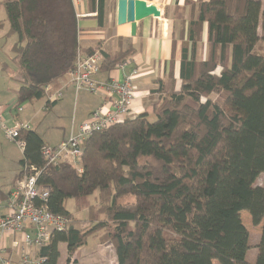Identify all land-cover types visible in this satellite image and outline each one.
<instances>
[{
	"label": "trees",
	"instance_id": "16d2710c",
	"mask_svg": "<svg viewBox=\"0 0 264 264\" xmlns=\"http://www.w3.org/2000/svg\"><path fill=\"white\" fill-rule=\"evenodd\" d=\"M104 0H89L101 20ZM8 36L15 41L20 75L17 103L41 99L73 66L78 52L72 0H5ZM259 31V32H258ZM205 32V57L196 49ZM264 0H200L181 45L179 88L169 87L146 111L85 141L79 168L48 164L34 130L19 129L21 171L32 165L37 184L49 190L47 207L64 215L65 230L53 231L39 248L40 264H56L58 243L69 257L88 236L102 231L117 264H264ZM173 46L175 40L172 39ZM102 52L100 70H111L131 54ZM93 53V52H91ZM89 53V54H91ZM173 55L170 63L173 65ZM173 68V66H172ZM223 97L212 100L211 94ZM98 191L88 207L87 229L76 228L69 199ZM132 197L131 201H123ZM260 226L254 263L245 260L249 231L240 212Z\"/></svg>",
	"mask_w": 264,
	"mask_h": 264
},
{
	"label": "crops",
	"instance_id": "0c3cea01",
	"mask_svg": "<svg viewBox=\"0 0 264 264\" xmlns=\"http://www.w3.org/2000/svg\"><path fill=\"white\" fill-rule=\"evenodd\" d=\"M4 1L0 0V112L7 126L16 124H27L30 130L36 131L45 144L56 146L74 132L78 125L85 120L93 111L101 106L104 109H112L113 96L102 91L91 93L86 89H76L71 85H65L68 77L59 78L50 84L48 94L57 89L62 90V98L48 101V94L41 105L42 111L51 108L60 109L69 104L73 99L75 115L67 130L56 142L44 140L38 131L41 121H36L39 110L33 109L30 102L18 104L16 90L19 86L17 78L20 71L10 69L8 60H11V46L15 41L14 36H8V22ZM154 4L160 10L158 17L149 16L136 23L135 35L130 34V24H117V0H104L101 20L97 17L96 8L91 9L89 0H76L73 6L77 18L78 51L80 54L91 52H107L114 55L117 52L131 48V54L122 63L111 70H100L93 76L97 83H103L111 79L121 81L132 69L139 73L133 80L132 85L135 97L129 109V116L133 117L140 112H152V104L162 94V87H169V71L173 70L174 88H179V60L182 42L187 37V24L190 16L197 14V3L200 0H146ZM205 1V0H204ZM6 39H8L6 41ZM172 39L175 40L173 46ZM205 32L202 34V42L197 46L196 53L205 54ZM173 55V65L170 58ZM198 55V54H197ZM121 64V63H120ZM173 66V68H172ZM80 93L83 95L80 97ZM39 100V99H38ZM59 101V102H58ZM20 107V110H17ZM29 107V108H28ZM27 109V110H26ZM45 116H43L44 118ZM64 129V128H63ZM23 157V147L16 142L8 140L0 130V198L9 196L14 181L21 171L20 160ZM70 211L69 209H67ZM71 212V211H70ZM73 214V212H71ZM74 216V214H73ZM102 231H100V234ZM99 234V235H100ZM97 235L91 242L77 248L68 258L66 244L60 242L57 245L59 256L56 264H117L116 257L110 243L101 242ZM21 234L15 232L3 239L4 250L0 258H10L11 264H22L19 250L24 246L21 242ZM17 246H13V243ZM30 254L37 256L38 248L34 246L25 247Z\"/></svg>",
	"mask_w": 264,
	"mask_h": 264
},
{
	"label": "built area",
	"instance_id": "2783aa9c",
	"mask_svg": "<svg viewBox=\"0 0 264 264\" xmlns=\"http://www.w3.org/2000/svg\"><path fill=\"white\" fill-rule=\"evenodd\" d=\"M75 2L76 0H72ZM103 57L100 52L91 54H76L73 66L66 72L68 77L65 85H71L76 89H86L91 93L106 92L113 96L112 109H104L103 106L93 111L83 120L66 139L56 146L45 144L41 149V155L48 164L71 163L79 168L80 157L86 139L96 131L104 130L109 126L122 122L129 116V109L135 92L132 80L139 75L136 69H132L121 81L111 79L103 83H97L93 76L100 71ZM121 63L118 67H123ZM50 85L45 86L47 95ZM62 98V90L57 89L48 94V101ZM17 107V110H20ZM19 129H29L27 124H16L9 127L5 124L0 112V130L5 137L23 147V141L18 139ZM25 171L13 184L8 197L0 198V254L4 250L3 239L12 233L21 234L23 248L19 250L22 264H40L43 258L32 255L25 247L34 246L40 248L46 244L53 231L65 230L68 227V218L64 215L53 214L48 210L47 199L49 190L37 184L38 169L34 166H24ZM80 170V168H79ZM13 246H17L14 242ZM0 264H11L10 258H0Z\"/></svg>",
	"mask_w": 264,
	"mask_h": 264
},
{
	"label": "rangeland",
	"instance_id": "374dc122",
	"mask_svg": "<svg viewBox=\"0 0 264 264\" xmlns=\"http://www.w3.org/2000/svg\"><path fill=\"white\" fill-rule=\"evenodd\" d=\"M259 32V31H258ZM8 39H6L7 41ZM255 50L259 53L264 54V42L259 39L256 43ZM197 57H205L207 54V47L205 54L197 53ZM8 64L11 70L16 71L17 68L19 71L21 69L19 68L17 57L13 53L11 55V60H8ZM83 94L80 93V97ZM212 100H216L218 102H221L223 97L219 94H211L210 95ZM46 97L43 96L39 100H33L30 102V105H33V109L39 110L40 113L36 115V121H41L40 125L38 126V131L42 134L44 137V140L50 141V142H56L60 135H62L63 130H67L69 128V125L71 124V120L74 118L75 115V105L73 103V99L70 100L69 104L64 105L63 108L57 107V109L51 108L48 111H42L41 105L45 101ZM59 102V101H58ZM29 108V107H28ZM27 110V109H26ZM43 116H45L43 118ZM155 119V115L150 112L148 114V120L152 121ZM64 128V129H63ZM255 185H261L264 186V173H261L257 179L254 182ZM132 197H126L123 199V201H131ZM89 205L93 206V210L98 207V191L95 190L94 193L88 197L82 198L80 200H74L69 199L67 201V209H69L74 214V218L76 219L75 222H73L74 226L79 229H87L90 227L91 222L87 219L88 217V207ZM240 216L242 219V222L247 227L249 231V238H248V244L249 248L245 255V260L249 263H254L255 261V255H256V244L259 239L260 235V224L255 226L251 224L250 215L246 210H242L240 212ZM69 221V220H68ZM100 232H96L94 234H91L88 236V242H91L94 240V238L99 235ZM109 243V242H108ZM112 248V252H114L112 245L110 244Z\"/></svg>",
	"mask_w": 264,
	"mask_h": 264
},
{
	"label": "water",
	"instance_id": "95a60500",
	"mask_svg": "<svg viewBox=\"0 0 264 264\" xmlns=\"http://www.w3.org/2000/svg\"><path fill=\"white\" fill-rule=\"evenodd\" d=\"M160 10L146 0H117V24H130V34L135 35L136 23L146 17H158Z\"/></svg>",
	"mask_w": 264,
	"mask_h": 264
}]
</instances>
